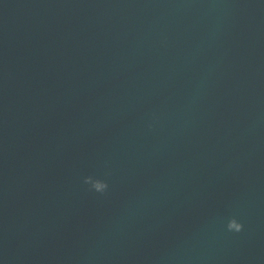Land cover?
<instances>
[{
	"label": "water",
	"instance_id": "95a60500",
	"mask_svg": "<svg viewBox=\"0 0 264 264\" xmlns=\"http://www.w3.org/2000/svg\"><path fill=\"white\" fill-rule=\"evenodd\" d=\"M0 264H264V0H0Z\"/></svg>",
	"mask_w": 264,
	"mask_h": 264
},
{
	"label": "clouds",
	"instance_id": "9594fccd",
	"mask_svg": "<svg viewBox=\"0 0 264 264\" xmlns=\"http://www.w3.org/2000/svg\"><path fill=\"white\" fill-rule=\"evenodd\" d=\"M84 183L90 185V190L100 194H104L108 190V184L100 179L87 177ZM227 229L229 232L240 233L243 230V225L233 218L228 222Z\"/></svg>",
	"mask_w": 264,
	"mask_h": 264
}]
</instances>
